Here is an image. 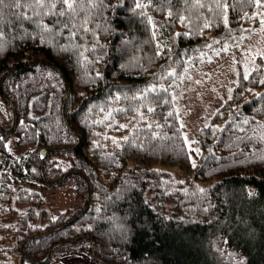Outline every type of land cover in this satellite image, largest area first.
<instances>
[{
    "label": "trees",
    "instance_id": "obj_1",
    "mask_svg": "<svg viewBox=\"0 0 264 264\" xmlns=\"http://www.w3.org/2000/svg\"><path fill=\"white\" fill-rule=\"evenodd\" d=\"M219 2L226 7L217 18L212 0H84V28L45 16L40 23L54 34L41 35L21 15L32 12L6 0L0 264H22V253L42 258L55 244L46 264L84 251L98 264H228V252L242 258L232 264H264V63L251 71L237 64L236 85L199 132L195 167L174 104L185 66L223 53L264 18V0ZM13 134L32 154H11L5 140ZM69 176L80 207L47 214L41 189ZM88 189L82 216L51 232L83 209Z\"/></svg>",
    "mask_w": 264,
    "mask_h": 264
},
{
    "label": "rangeland",
    "instance_id": "obj_2",
    "mask_svg": "<svg viewBox=\"0 0 264 264\" xmlns=\"http://www.w3.org/2000/svg\"><path fill=\"white\" fill-rule=\"evenodd\" d=\"M153 21L156 24L157 33H159L162 23L161 18L155 17ZM259 21V25H253V22L249 23L247 28H251V30L247 38L233 41L230 48L224 50L221 54L206 55L198 63L185 66L174 81L176 85L174 104L179 114L186 142L192 153V160L196 161L198 153L195 150L201 151L199 143L200 130L211 122V117L229 97L233 85H236L237 64H241V67L251 71V69H255L260 65V61L264 63V18H260ZM175 70L176 68L170 72L175 73ZM257 130L262 132L264 137V123L262 124V130L258 128ZM16 137L17 135L13 134L5 140L14 157L28 153L30 149L34 148L31 147L27 150V148L20 147L17 144ZM58 162L64 167L69 166L66 157H60ZM171 171L182 174L177 168H171ZM74 185H76L75 179L69 176L64 183L57 187L49 186L41 189L42 198L45 202L41 207L49 215H56L67 208L73 211L80 207L81 198L75 193ZM42 213L40 211V215ZM7 241L5 242L7 247L12 246V242L8 239ZM226 255L229 261L228 264H232L233 260L237 258L242 259L234 253L228 252ZM91 262L98 264L95 260ZM21 263L46 264L28 258H24ZM57 264H88V262L85 255L77 254L70 257L65 256Z\"/></svg>",
    "mask_w": 264,
    "mask_h": 264
},
{
    "label": "snow or ice",
    "instance_id": "obj_3",
    "mask_svg": "<svg viewBox=\"0 0 264 264\" xmlns=\"http://www.w3.org/2000/svg\"><path fill=\"white\" fill-rule=\"evenodd\" d=\"M185 2H187V0H185ZM212 2L216 4L217 9L214 15L219 18L220 13L224 11L226 5L221 6L219 0H212ZM5 4L6 0H0V13H2V9ZM90 6L94 7L95 5H92L90 3ZM261 6H264V4H262ZM10 7L15 9L30 10L32 12V15H28L26 12H22L21 15L25 19L32 20L34 23H36L37 27L41 29V35H43L44 33L54 34L52 28L40 23V21L45 16L52 17L54 20V24L59 25L62 28L76 27L77 24L79 28H84V25L87 24L88 10L84 7V0H23V2L22 0H10ZM136 7L141 8L143 7V5L138 3ZM81 13H85V15L81 16ZM223 22L227 23L226 17L224 18ZM208 26L209 25L207 24L205 25V27ZM71 35H76V33L72 32ZM178 35L185 34L182 33ZM77 47H79V45H77ZM169 75H175V73H169ZM261 83H264V81H261ZM148 91L156 92L158 91V89L153 86L148 89ZM164 103H168V101H164ZM149 110L152 111L153 109ZM168 115L171 116L172 113H169ZM149 127H151V125H149ZM195 151L199 153L198 149H196ZM191 164L193 167L196 166L194 159L191 160ZM201 191L204 190L202 189ZM249 195H252V193H249Z\"/></svg>",
    "mask_w": 264,
    "mask_h": 264
},
{
    "label": "water",
    "instance_id": "obj_4",
    "mask_svg": "<svg viewBox=\"0 0 264 264\" xmlns=\"http://www.w3.org/2000/svg\"><path fill=\"white\" fill-rule=\"evenodd\" d=\"M40 62H42V61H40ZM37 63H39V62H37ZM46 64H47V63H46ZM47 65H50V66L54 67V65L49 64V63H48ZM29 67H30V66H27V67H25V68H21V69H18V70H16V71H13V72H17V71H20V70H24V69H27V68H29ZM10 73H12V72H9V74H10ZM9 74H7V75H9ZM62 76H63V78L65 79L63 73H62ZM65 86H66V92H65V101H66V97H67V93H68V90H67V83H65ZM13 109H14V107H13ZM66 122H67V121H66ZM15 123H16V115H15V111H14L13 125L11 126V128L8 129V130H5L3 127H1V128H2L3 130H5L6 133H11L12 130H13V128H14V126H15ZM68 126H69V125H68ZM69 149H71V148H69ZM48 151H49V149H46V148H42V149L39 150V155H40L42 161L44 160V157L46 156V154H47ZM60 181H61V180H58V181H56V182H50V184H51V185H56V184L59 183ZM88 195H89V189H88L87 194H86L85 205H84L83 209H82V210H81L76 216H74L71 220H68L66 223L62 224L61 226H59V227H57V228L51 230V232H55V231L59 230L61 227H64L67 223H71L72 221L76 220L78 217L82 216V214L86 211V209H87V207H88ZM33 236H37V235H32V236H30V237H33ZM84 237H86V236H81V238H84ZM78 239H79V238H76V239H74V240H72V241H70V242H66L65 244L70 245V244L76 242ZM59 245H60V244H55L53 247H51L50 250H49V252L46 254V256H44V257H42V258L30 257V256L25 255L24 253H22V256H24L25 258L31 259V260H33V261H37V262H39V263H45V262H47V260L49 259L50 254H51V252L53 251V249L56 248V247L59 246ZM92 250H93V253L95 254V245H94V244H93V249H92ZM95 255H96V254H95ZM96 256H97V255H96ZM97 259H98L100 262H104V261H102V259L99 258V257H97ZM106 264H107V262H106Z\"/></svg>",
    "mask_w": 264,
    "mask_h": 264
},
{
    "label": "crops",
    "instance_id": "obj_5",
    "mask_svg": "<svg viewBox=\"0 0 264 264\" xmlns=\"http://www.w3.org/2000/svg\"><path fill=\"white\" fill-rule=\"evenodd\" d=\"M77 254H79V255H85V258H86V260H87V262H88V264H93L91 261H93V258H92V255H91V253H89V252H87V251H84V252H79V253H74V254H69V255H65V256H67V257H70V256H74V255H77ZM65 256H63V257H61V259H63ZM60 259V260H61ZM58 263V262H57ZM56 263V264H57Z\"/></svg>",
    "mask_w": 264,
    "mask_h": 264
},
{
    "label": "bare ground",
    "instance_id": "obj_6",
    "mask_svg": "<svg viewBox=\"0 0 264 264\" xmlns=\"http://www.w3.org/2000/svg\"><path fill=\"white\" fill-rule=\"evenodd\" d=\"M247 99H248V97H247ZM242 102V101H241ZM76 206V205H75Z\"/></svg>",
    "mask_w": 264,
    "mask_h": 264
}]
</instances>
